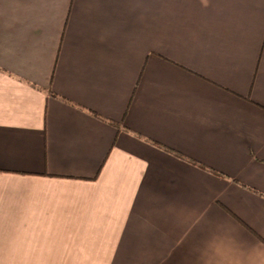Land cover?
Instances as JSON below:
<instances>
[{"label":"crops","instance_id":"obj_1","mask_svg":"<svg viewBox=\"0 0 264 264\" xmlns=\"http://www.w3.org/2000/svg\"><path fill=\"white\" fill-rule=\"evenodd\" d=\"M0 264H264V0H0Z\"/></svg>","mask_w":264,"mask_h":264},{"label":"trees","instance_id":"obj_2","mask_svg":"<svg viewBox=\"0 0 264 264\" xmlns=\"http://www.w3.org/2000/svg\"><path fill=\"white\" fill-rule=\"evenodd\" d=\"M102 118V117H101ZM104 120H107V119H104ZM110 122H112V121H110Z\"/></svg>","mask_w":264,"mask_h":264}]
</instances>
